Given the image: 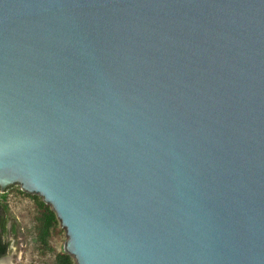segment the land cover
<instances>
[{
  "label": "water",
  "instance_id": "95a60500",
  "mask_svg": "<svg viewBox=\"0 0 264 264\" xmlns=\"http://www.w3.org/2000/svg\"><path fill=\"white\" fill-rule=\"evenodd\" d=\"M12 184L75 264H264V0H0Z\"/></svg>",
  "mask_w": 264,
  "mask_h": 264
},
{
  "label": "rangeland",
  "instance_id": "374dc122",
  "mask_svg": "<svg viewBox=\"0 0 264 264\" xmlns=\"http://www.w3.org/2000/svg\"><path fill=\"white\" fill-rule=\"evenodd\" d=\"M34 195L36 194L22 190L17 184L7 186L3 193L0 192V201L9 208V231L5 236L9 246L7 253L0 259L6 264H54L55 253L64 251L66 236L59 222L52 229L50 249H45L39 244L35 231L37 213ZM12 225L14 232L11 231Z\"/></svg>",
  "mask_w": 264,
  "mask_h": 264
},
{
  "label": "trees",
  "instance_id": "16d2710c",
  "mask_svg": "<svg viewBox=\"0 0 264 264\" xmlns=\"http://www.w3.org/2000/svg\"><path fill=\"white\" fill-rule=\"evenodd\" d=\"M35 201V231L36 237L39 244L45 248L50 249L49 240L52 235L53 227L58 223L55 213L52 211L50 206L42 201L36 195L33 196ZM9 208L7 204L0 201V257L4 256L8 251L9 242L5 236L8 233V216ZM12 232H14V226L12 225ZM54 264H75L72 257L65 251L57 252L54 255Z\"/></svg>",
  "mask_w": 264,
  "mask_h": 264
},
{
  "label": "bare ground",
  "instance_id": "6f19581e",
  "mask_svg": "<svg viewBox=\"0 0 264 264\" xmlns=\"http://www.w3.org/2000/svg\"><path fill=\"white\" fill-rule=\"evenodd\" d=\"M0 264H6L4 260H0Z\"/></svg>",
  "mask_w": 264,
  "mask_h": 264
}]
</instances>
